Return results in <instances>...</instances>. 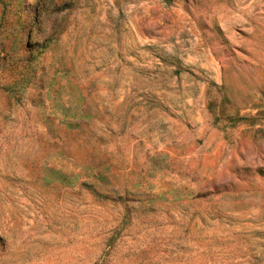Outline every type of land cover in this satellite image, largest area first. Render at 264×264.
<instances>
[{"label": "rangeland", "instance_id": "rangeland-1", "mask_svg": "<svg viewBox=\"0 0 264 264\" xmlns=\"http://www.w3.org/2000/svg\"><path fill=\"white\" fill-rule=\"evenodd\" d=\"M0 264H264V0H0Z\"/></svg>", "mask_w": 264, "mask_h": 264}]
</instances>
